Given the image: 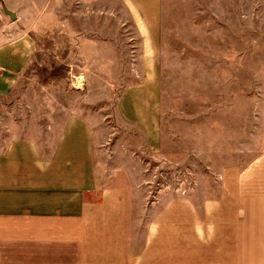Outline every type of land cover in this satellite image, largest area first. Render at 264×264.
<instances>
[{
  "label": "rangeland",
  "instance_id": "374dc122",
  "mask_svg": "<svg viewBox=\"0 0 264 264\" xmlns=\"http://www.w3.org/2000/svg\"><path fill=\"white\" fill-rule=\"evenodd\" d=\"M11 2L35 6L29 14L41 20L42 29L35 33V53L7 99L0 75V129L8 114L41 116L42 130L51 125L50 116L86 115L97 148L106 145L95 155L100 176L122 169L115 184L129 191V219H137L138 231L145 228L147 213L169 199L188 195L200 204L215 197L224 165L247 163L253 154H224L226 150L241 148V143L252 152L264 147L263 20L235 28L226 25L227 12L221 9L169 12L171 26L163 27L160 37L164 41L147 43L141 42L144 31L107 26L131 24L125 12L121 19L88 15L89 31L115 34L119 41L77 44L65 39L70 1ZM10 13L16 18L17 11ZM178 15L181 23L190 18L197 26H179ZM2 30L7 39L0 42V74L6 72L2 66L18 68L8 52L17 57L20 46L17 26ZM131 35L137 42L127 41ZM32 125L28 123L26 135H33ZM215 134L217 147L210 148L209 137L215 140ZM216 148L223 153H209Z\"/></svg>",
  "mask_w": 264,
  "mask_h": 264
},
{
  "label": "crops",
  "instance_id": "0c3cea01",
  "mask_svg": "<svg viewBox=\"0 0 264 264\" xmlns=\"http://www.w3.org/2000/svg\"><path fill=\"white\" fill-rule=\"evenodd\" d=\"M67 1V43L119 41L115 34L89 31L88 15L121 19L125 12L131 24L107 26L144 31L141 42L147 43L164 41L160 37L163 27L171 26L169 12L221 9L227 12L226 25L235 28L264 21V0ZM33 7L0 1V10L8 12L0 13V27L17 26L20 44L17 57L8 52L18 68L2 66L6 72L0 74L1 82L8 89L1 94L6 99L35 53V33L42 23L30 17ZM14 11L16 18L10 13ZM176 17L179 26H197L192 18L181 23L180 15ZM5 33L0 32L1 43ZM127 41L137 38L131 35ZM71 70L75 73L74 66ZM14 102L20 101H8ZM30 118L8 114L0 129V264H264V147L252 152L241 143V148L226 150L224 154H253L247 163L224 165L215 197L200 204L188 195L169 199L147 213L145 228L138 231L137 219H129V191L115 184L122 169L113 168L105 179L100 176L95 155L106 145L97 148L89 118L77 111L50 116L51 125L44 130L41 116ZM28 123L33 135H26ZM217 138L209 137L210 148L217 147ZM209 153L223 152L216 148Z\"/></svg>",
  "mask_w": 264,
  "mask_h": 264
}]
</instances>
